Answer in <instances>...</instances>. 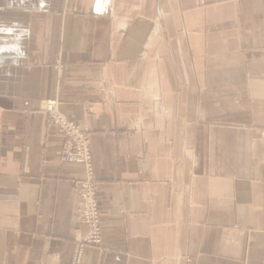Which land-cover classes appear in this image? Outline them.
<instances>
[{
    "label": "crops",
    "instance_id": "crops-1",
    "mask_svg": "<svg viewBox=\"0 0 264 264\" xmlns=\"http://www.w3.org/2000/svg\"><path fill=\"white\" fill-rule=\"evenodd\" d=\"M47 99L90 135L81 264H264V0H0V264L85 232Z\"/></svg>",
    "mask_w": 264,
    "mask_h": 264
},
{
    "label": "built area",
    "instance_id": "built-area-1",
    "mask_svg": "<svg viewBox=\"0 0 264 264\" xmlns=\"http://www.w3.org/2000/svg\"><path fill=\"white\" fill-rule=\"evenodd\" d=\"M56 101L48 100L44 109L48 111L49 123L59 124L63 144L59 152L61 162L79 164L83 167V177L76 183V217L86 227V233L76 239L73 264H81L86 246L100 247L103 241L101 227L102 212L97 199V183L90 149L89 134L71 120H67L55 110ZM57 109V108H56ZM54 124V123H53ZM264 140V130L258 131Z\"/></svg>",
    "mask_w": 264,
    "mask_h": 264
},
{
    "label": "rangeland",
    "instance_id": "rangeland-1",
    "mask_svg": "<svg viewBox=\"0 0 264 264\" xmlns=\"http://www.w3.org/2000/svg\"><path fill=\"white\" fill-rule=\"evenodd\" d=\"M54 68H55V71L60 75V73H61V71H62V69H61V63H60V61H59V59H58V61L56 62V64L54 65ZM48 100H54V101H56V107H55V110H56V112L58 113V114H60L61 116H63L64 118H66L67 120H70L67 116H65L63 113H61L60 112V110H59V102H58V100L57 99H47V100H45V101H43V103H42V105H41V110H43L44 112H45V114L47 115V117H48V121H49V118L51 117V116H49V114H48V111L46 110V109H44V105L46 104V102L48 101ZM57 108V109H56ZM72 121V120H71ZM50 122V121H49ZM54 123V124H53ZM53 123H49V125H51L52 127H54L58 132H59V134H60V136H61V138H62V144H63V135L60 133V127H59V124L58 123H56V122H54V119H53ZM79 126V125H78ZM80 127V126H79ZM80 129H81V127H80ZM82 130V129H81ZM259 130H264V128H259V127H256L255 129H254V132L258 135V137L261 139V137H260V134H259ZM83 131V130H82ZM89 137H90V135H89ZM91 149V148H90ZM92 154V153H91ZM59 161H60V159H59ZM77 195V194H76ZM78 219V218H77ZM79 221V220H78ZM80 222V221H79ZM81 225H83L82 223H81ZM83 227H85L84 225H83ZM86 233V227H85V232L83 233V234H85ZM83 234H81V235H83ZM80 235V236H81ZM79 236V237H80ZM78 238V237H77ZM75 242H76V240H75ZM87 247V246H86ZM74 253H75V246H74ZM73 258H74V255H73ZM82 258H83V256H82ZM72 264H73V262H72Z\"/></svg>",
    "mask_w": 264,
    "mask_h": 264
}]
</instances>
